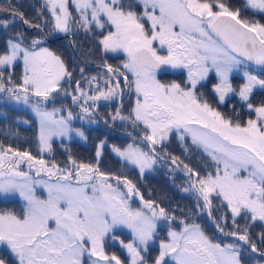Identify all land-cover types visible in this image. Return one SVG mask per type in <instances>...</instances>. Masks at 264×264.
Returning <instances> with one entry per match:
<instances>
[{
    "label": "snow or ice",
    "instance_id": "obj_1",
    "mask_svg": "<svg viewBox=\"0 0 264 264\" xmlns=\"http://www.w3.org/2000/svg\"><path fill=\"white\" fill-rule=\"evenodd\" d=\"M38 16L32 20L11 4L0 5V32L6 33L0 119L15 112L13 127L28 124L21 113L30 112L38 124V153H51L54 139L87 140L73 121L96 123L100 102L117 101L104 123L127 124L132 143L111 151L141 176L164 161L184 172L182 191L196 197L191 215L206 213L220 236L145 199L126 175L102 170L106 141L94 163L69 154L63 166L0 141V201L22 202L19 212L0 209V246L9 257L0 264H125L105 250L118 228L131 230L132 242L120 241L130 264H149L144 254L159 238L161 222L167 237L151 264H264V103L251 100L255 89H264V0H243L239 7L225 0H43ZM81 32L95 40L104 71L86 75L79 67L76 79L47 41ZM110 54L125 58L114 66L107 62ZM168 70L186 72V79L163 81ZM235 73L244 80L238 88ZM210 74L217 78V103L238 95L254 118L242 121L238 113L214 107L200 91ZM126 94H134L127 114ZM69 97L77 112L62 103ZM173 137L210 164L201 170L169 153ZM134 198L140 207L132 206ZM214 206L227 211L214 216Z\"/></svg>",
    "mask_w": 264,
    "mask_h": 264
},
{
    "label": "flooded vegetation",
    "instance_id": "obj_2",
    "mask_svg": "<svg viewBox=\"0 0 264 264\" xmlns=\"http://www.w3.org/2000/svg\"><path fill=\"white\" fill-rule=\"evenodd\" d=\"M9 1V4L12 6L18 8L20 11H22L25 16H29V19L32 20H39L40 17L38 16V11L43 3V0H38L30 9L27 8V3H24L23 0H5ZM226 4H229L234 7L241 6L243 4V0H225ZM3 6H7L6 4H3ZM242 15L248 17V18H255V19H261L259 16L252 17L251 13L248 12H242ZM261 22H264L262 20ZM17 28H20L21 25L17 23ZM36 33L33 31H28V35L32 36ZM6 33L0 32V46L4 45ZM76 40L78 43L77 45H72L70 41ZM47 46L50 47L53 51H55L58 55H60L70 69H74L73 76L76 79L80 78V74L78 71L79 67L85 68V74L86 75H93V73H102L104 70L99 67V64L101 62V53L98 50L97 44L95 40L92 38L91 34L85 35L84 33H78L76 36H65V35H56L54 37L48 38ZM125 57L123 54L119 55H109L107 57V62L112 65H119L122 63L123 59ZM111 61H115L116 63H113ZM15 71H20L15 69ZM163 81H175V82H181L183 83L186 79V72H183L181 70H168L160 77ZM217 78L214 74H210L209 80L205 82L204 87L200 89V91L204 94L205 98L208 99V101L214 106L217 107L220 111L225 113L226 115H234L235 113H238L241 120H247L248 118H254V115L249 112V110L246 108L244 103L240 100L238 95H230L228 98H226V101L223 104L217 103V96L212 91V84L215 83ZM232 83L233 86L238 88L244 83V80L239 73H235L232 77ZM252 103L255 105H259L261 103H264V89L257 88L253 91L252 97H251ZM60 103V102H59ZM62 103L64 105H69L73 108L74 112H77L78 109L75 107V105H72L71 98H62ZM134 103V94L131 98L126 94L124 98L123 103V109L122 111L127 114V112L130 110L131 106ZM60 107V104H58ZM57 106V104H56ZM118 106L117 101H111V102H100V110H99V116L97 117L96 123H89L87 120H74L73 126L76 128H81L86 136L87 140L86 142H82V147L80 148L79 152H82L84 154H77L75 149L70 148L67 146V148L64 151V157L68 158L69 154L73 156H77L76 159L81 162L85 163H94L92 161L96 153V150L98 148V144L95 143V140L100 138L102 135V126L99 125L105 124L110 127L112 130V134H109L114 139L112 142L109 143V147L112 145L117 146H126L128 143H132V137L128 135V133H131L133 130L131 127H129L127 124H122L120 121H116L114 124L104 123V120L107 119V116L105 117L104 114L108 115L111 112H114ZM108 137V134L107 136ZM81 141L75 140L72 141L70 144L78 145ZM22 150V149H21ZM167 151L171 153L174 156L179 157L181 160H184L185 163H189L190 166L196 167L198 169L203 170V168L210 164V162L207 160L206 157H204L200 151L192 150L191 152H185L184 148L182 147L181 143L178 142L177 139L174 137L167 142ZM34 152V151H32ZM120 161H117V163L113 164H100L102 170L105 171H113L117 172L118 174L126 175L129 179H131L133 182L135 181L134 174L132 173V167L130 165L125 166L124 164H119ZM121 166V167H119ZM24 167V166H22ZM160 181L161 180H167L168 185H164L163 183H160V186L164 189V194L160 196H155L150 194L151 191L148 188H151L150 183L149 187L147 188V184L143 185V188L145 189L144 194L147 195V199H153L155 201H159L160 203H171V205L177 204V210H174L172 207L169 209L176 213L178 216H190L191 219H195L196 222L200 223L202 227L204 228L205 232L209 236H214L219 238L220 234L218 233L217 229L215 228L212 220L209 218V216L205 213L202 214H196L194 216L191 215V213H194L193 211L196 204V197L193 195H187L184 191H182L183 184L184 187L187 186V178L186 174L179 170H173L172 166L169 162L164 161V164L162 163L160 166ZM154 174V173H153ZM155 175V174H154ZM183 182V183H182ZM178 186H181V190L178 188ZM170 187L173 188V190H170ZM17 202L11 203V208L17 210ZM213 203H218V201L214 200ZM8 203H4L3 201H0V209H7ZM133 207H140L141 204L138 199L133 200L132 203ZM189 210V212H188ZM221 211H227L226 208H220L219 210H216L215 207H213V215L219 216ZM207 216L208 221L200 219L198 216ZM243 223V221H241ZM127 228H118L115 230L114 235L117 237L116 241L109 238H106L105 241V250L109 254H115L118 257L121 258L125 262V264H130V257L127 253V250L123 247V245L120 243V241H124L125 243H130L133 240V236L130 234L131 230ZM259 230L258 228L256 229ZM158 236L159 238L154 240L150 243L148 251L144 254L146 259L149 261V264H151V260L155 258L158 255L159 251V242L160 239H165L167 237V226L161 222L160 225H158ZM0 258H6L8 259V253L6 248L0 246Z\"/></svg>",
    "mask_w": 264,
    "mask_h": 264
},
{
    "label": "rangeland",
    "instance_id": "obj_3",
    "mask_svg": "<svg viewBox=\"0 0 264 264\" xmlns=\"http://www.w3.org/2000/svg\"><path fill=\"white\" fill-rule=\"evenodd\" d=\"M23 2L24 3H27L26 6H27V8L30 9L36 2H38V0H23ZM0 48H2V46H0ZM117 55H119V54H116V56ZM111 62L116 63L115 61H111ZM17 68L20 71H16V73L19 74L22 71V67L21 66H17L16 69ZM95 74L96 73H93V75H95ZM58 104H60V103L59 102L57 103V107H59ZM99 110H100V108H99ZM21 115L23 116L24 119H27L29 121L28 124H22L20 122H17L15 124V126L13 127L11 118L16 116V113L15 112L9 113L10 119L7 120V121L4 120L5 122L3 124H1L2 127H1L0 136L3 139V141L5 142V144H11V145H13L15 143V142H12L11 143L10 140H9V138L11 139L16 132H21V127L24 128V129H22V131H26L27 130V127L33 125L38 130V124L34 120L32 114L30 112L27 113L28 117L27 116H24L22 113H21ZM37 136H38V131H37ZM75 140H79L81 142L78 145L70 144L72 141H75ZM7 141H9V143H7ZM103 141H106V145H105L104 149L102 150V156L100 157V164H104V165L113 164L114 165L115 163H117V161H120V163H119L120 165L121 164H124L115 155V153H113L111 151V147L112 146L109 147L107 145V143H109V142L107 140H105V139H103ZM82 142H86V140L81 139L78 136H73V138L71 140H66L65 139V140L61 141L59 138L54 139L53 142H52V152L51 153H47V152H45V153H38V144L36 142V144L34 146L36 148V150L34 152H32V151L31 152H32V154L34 156L42 155L44 159H46L48 161H53L54 160L55 162H57V163L61 164V166H63L64 163L67 161L66 158L64 157V151L67 148V146H69L72 149H75L76 152H77V154H84L82 152H79L80 148L83 146L82 145ZM19 149L21 150L22 148H19ZM22 150H28V149H25L24 148ZM73 157L76 158L77 156H73ZM94 157H95V155H94ZM95 159H96V157L93 158L92 161L95 162ZM119 167H121V166H119ZM131 167H132V173L134 174V178H135L134 183L140 189L141 193H143L145 199H147V195L148 194H146V193L144 194L145 189L143 188V185L144 184L150 185V183L153 182V176H154V175H152L153 172H156V173H158L160 175V172H159L160 170H158V169L157 170H154V169H156L154 167L151 171H147V172L144 173L143 176H141V175H139V170L138 169L134 168L133 166H131ZM160 183L161 184L163 183L164 185H168V181L167 180H161ZM178 188L181 190V186H178ZM151 189H153L152 185H151ZM170 190H173V188L170 187ZM16 202H17L16 203L17 204V207H16L17 210L16 211L19 212L20 209H21V207H22V202L21 201H16ZM156 202L159 203L161 206H163L165 208H168V209L170 207H172L174 210L175 209L177 210V207H178L177 204L171 205V203H160L159 201H156ZM7 209H13V208L7 206ZM130 234L132 235V233H130ZM115 242H117L116 239H115Z\"/></svg>",
    "mask_w": 264,
    "mask_h": 264
},
{
    "label": "trees",
    "instance_id": "obj_4",
    "mask_svg": "<svg viewBox=\"0 0 264 264\" xmlns=\"http://www.w3.org/2000/svg\"><path fill=\"white\" fill-rule=\"evenodd\" d=\"M14 2H15V0H14ZM3 4H6V5H8L9 4V1H5V0H0V5H3ZM29 16H27V18H28ZM23 114V113H22ZM24 116H27L28 117V115L26 114H23ZM104 116L106 117L107 115L106 114H104ZM5 121L4 120H2V119H0V132H1V124H3ZM99 125H101L102 126V138H99V139H96L95 140V143H98L100 140H103V139H105V140H107L108 142H112L114 139L112 138V136H109V133L111 134L112 133V130L111 129H109L108 128V125H105V124H99ZM22 129H24V128H22L21 127V132H16L14 135H13V137L10 139L9 138V140H10V142L12 143V142H15L14 144H13V146L14 147H17V148H22V149H30V151H35L36 150V148L34 147L35 146V144H36V142H37V128L36 127H34L33 125H31V126H29V127H27V130L26 131H22ZM107 134H108V137H106L107 136ZM0 141H2V142H4L3 141V139L1 138V136H0ZM5 143V142H4ZM7 143H9V141H7ZM164 164V162H161V163H158V165H160L161 166V164ZM160 166H158V170H160ZM157 182V184L156 185H154V187H153V189H151V193L154 195V196H159V195H162V194H164V189L159 185V180L157 179L156 180ZM183 183V182H182ZM184 185L185 184H183V187H184ZM186 187V186H185ZM182 188V187H181ZM187 195H193V196H195L194 194H192V193H186ZM217 203H214V205H216ZM175 205V204H174ZM193 205H196V204H193ZM8 206L10 207L11 205H10V202H8ZM215 207V206H214ZM216 208V207H215ZM223 209V208H222ZM176 210V209H175ZM216 210H219V209H217L216 208ZM193 211H195L196 212V208H194L193 209ZM188 212H189V210H188ZM202 214V213H201ZM206 214V213H205ZM200 219H202V220H205L206 222L208 221V218H207V216L205 215L204 217L203 216H198Z\"/></svg>",
    "mask_w": 264,
    "mask_h": 264
}]
</instances>
